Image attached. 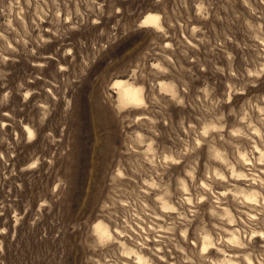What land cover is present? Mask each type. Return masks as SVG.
Listing matches in <instances>:
<instances>
[{"label":"rangeland","instance_id":"rangeland-1","mask_svg":"<svg viewBox=\"0 0 264 264\" xmlns=\"http://www.w3.org/2000/svg\"><path fill=\"white\" fill-rule=\"evenodd\" d=\"M132 251L264 264V0H0V264Z\"/></svg>","mask_w":264,"mask_h":264},{"label":"bare ground","instance_id":"bare-ground-1","mask_svg":"<svg viewBox=\"0 0 264 264\" xmlns=\"http://www.w3.org/2000/svg\"><path fill=\"white\" fill-rule=\"evenodd\" d=\"M159 20H160L159 16L149 14V15L145 16L144 24H147V25H155L156 24L157 25ZM114 85L116 88L121 89V98H122L123 103L128 104V105H137L140 102H142V99H141L139 93L137 91H135L134 89H132L131 86L129 85V83L125 82L124 80L123 81L117 80V81H115ZM25 131L28 133L29 137H33L34 133L30 128L26 127ZM96 228H97L99 235H101V236H105V235L109 234L107 229L104 228L101 224H98ZM260 236H263V234ZM212 245H213L212 242H210L208 239H205L202 251L204 253L207 252L210 249V246H212ZM157 250H158L157 252H159V253L162 252V250L160 248ZM132 252L135 254V258L139 264H146L149 261V259L146 260L145 257L140 255L138 252H136V251H132ZM140 253H142V252H140ZM134 254H132V255H134ZM226 256H228V255H226Z\"/></svg>","mask_w":264,"mask_h":264}]
</instances>
